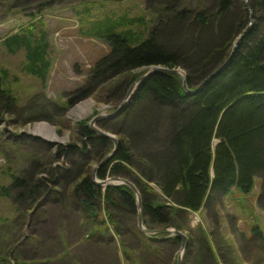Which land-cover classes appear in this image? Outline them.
Wrapping results in <instances>:
<instances>
[{
  "label": "trees",
  "instance_id": "1",
  "mask_svg": "<svg viewBox=\"0 0 264 264\" xmlns=\"http://www.w3.org/2000/svg\"><path fill=\"white\" fill-rule=\"evenodd\" d=\"M237 1L216 0L209 5L206 0H151L149 9L153 18L148 22L149 26L145 16L131 17L115 11L96 18L95 10H104L106 4L97 0L81 2L82 8L78 11L85 35L98 37L110 47L109 52L93 66L92 75L105 79L144 67L182 68L187 74L188 87L195 89L227 60L231 43L248 27L250 11L239 8L242 4ZM18 2L0 0L7 12L15 11ZM48 4L49 0L41 2L42 9ZM249 6L255 18L240 49L201 91L189 94L181 76L158 71L140 85L122 114L100 123L102 128L121 137H118V150L99 168L97 177L106 179L116 174L135 183L143 199L145 227H175L187 232L183 264H195L190 262L191 253L200 240L208 247L210 258L219 264L216 256L219 243L212 244L205 231V238L200 234V240L196 236L193 241L190 215L203 210L209 213L218 205L219 199L235 187L243 193H251L255 177H262L264 181V0H249ZM189 21L195 25H190ZM138 27L143 30H136ZM34 30L27 35H12L5 39V43L13 52L21 47L27 49V70L45 82L51 67L49 43L45 32L41 38H34ZM207 30L212 38L216 35L222 39L219 46L208 40L205 44ZM168 33L182 36V40L189 43L187 49L179 51L176 46L166 47L163 38ZM143 71L135 73L131 83L137 81ZM4 78L0 73V107L3 105L6 109L15 104L16 98L4 86ZM146 101L154 103L160 110L158 115L163 111L168 119L165 125L158 119L163 129L160 134L169 140L164 146L160 144L157 156L151 155L145 145L144 149H139L130 143L131 138L139 134L129 121L131 114L135 118L137 108ZM79 129L82 143L59 144L57 155L52 151L48 160H34L32 169L26 174H12L11 186L4 187L6 195L15 190L16 196L29 197L31 205L39 202L42 196L62 205L69 202L74 212H81L83 228L87 221L100 223L92 220L89 214L93 209L103 208V221L113 226L115 237H120L124 243V235L134 234L140 242L139 248L124 243L123 261L115 252L117 264H146L142 253L159 254L164 241L181 248L179 236L142 232L138 227L137 196L129 186L105 188L96 184L93 170L82 158L87 160L88 157L98 163L109 154L114 142L97 135L88 121H83ZM62 156L71 163L70 168L54 164ZM40 172L47 174L41 176ZM260 198V205L264 207V190ZM89 226L82 240H69L65 233H61L56 235L55 242L61 244L63 250H68L64 248L66 245L72 251L77 240L79 244H85V238H96L94 241L103 240L104 243L115 240L112 234H93ZM56 236L44 238L46 243L33 247L31 258L18 256L13 264H46L33 263L32 259H42L44 254L45 258H52L48 243ZM250 238L264 243L263 227L253 225ZM13 252H9L6 264H10ZM18 258L24 263H19ZM109 262L113 264L112 259ZM200 262L196 264H203ZM100 264L106 263L101 261ZM228 264H237V260L228 257Z\"/></svg>",
  "mask_w": 264,
  "mask_h": 264
},
{
  "label": "rangeland",
  "instance_id": "2",
  "mask_svg": "<svg viewBox=\"0 0 264 264\" xmlns=\"http://www.w3.org/2000/svg\"><path fill=\"white\" fill-rule=\"evenodd\" d=\"M43 1L45 0H19L13 12H7L0 4V73L5 76L4 86L16 98L15 104L10 108L5 109L3 105L0 107V264H6L5 260L13 250L10 264H13L14 258L18 256L31 258L33 247L46 243L44 238L61 233H65L69 240L73 238L82 240L83 233H87L89 225V230L93 231V234L99 236L102 233H104L102 235L107 233L109 236L112 234L115 240L104 243L103 240L94 241L96 238L93 240L85 238V244H79L77 240L72 251H69L68 246H64L68 250H63L61 244L55 242L56 236L48 243L51 247L48 253L52 258H45L44 254L42 259L34 257L33 263L100 264L103 261L110 264L109 260L112 259V263L117 264L115 252L123 261L124 243L139 248L140 242L134 234L135 237L131 234L124 235V243L121 242L120 237H115L113 226L103 221L105 220L103 208L97 210L96 214V221L100 223L87 221L83 228L80 221L81 212H74L75 209L69 205V202L62 205L58 201H51L47 196H42L39 202L31 205L29 197L16 196L15 190L11 195L8 193L6 195L4 190V187L11 186L12 174H26L25 172L32 169L34 160L46 161L51 157L52 151L57 155L59 144L66 146L82 143L79 125L83 121L91 124L96 116H105L95 123L105 130L100 123L110 118L109 115L115 112L126 98L135 82L131 83L132 76L142 70L145 74L151 69L144 67L141 70L124 73L120 77L109 76L105 79L94 77L93 66L109 52L110 47L98 37L85 35L78 10L82 8L81 2L86 0H49L50 4L42 9ZM97 1L104 2L106 8L102 11L97 8L96 18H102L113 11L131 17L145 16L147 23L153 18L149 9L151 0ZM215 1L206 0V3L212 5ZM237 2L239 5L245 4L239 8L245 7L250 11L247 26L253 24L255 17L249 6V0ZM189 23L194 24L191 21ZM33 28L34 38H41L45 32L46 41L49 43L48 56L51 67L45 82L27 70V49L21 47L13 52L5 43L6 38L15 34L27 35ZM136 30L140 31L143 28L138 27ZM245 30L231 43L230 54ZM205 36L211 37L210 30L206 31ZM207 37L204 39L205 44L207 40L211 42L210 44H213V41L215 45L222 43L219 36L215 35L211 39ZM163 40L166 47L176 46L179 51L186 50V46L189 45L182 40V36H174L171 33L166 34ZM182 70L186 73L184 69ZM201 84L192 90H196ZM153 104L146 101L137 108L135 118L131 114L129 121L139 134L131 138L130 143L131 146L139 149H144L145 145L151 155L157 156L160 152V144L164 146L169 140L163 136V133L160 134L163 129L160 127L162 122L158 119L160 118L163 123H168V119L163 111L158 115L160 110ZM42 125L51 127L53 132L49 130L51 132L49 134L41 127ZM105 131L116 136L117 139L121 137L120 134ZM114 147L112 143L109 153ZM82 159L89 163V169L94 172L99 162L96 163L88 157L87 160ZM54 164L71 167L65 156L56 159ZM39 174L46 176L47 172ZM115 176L121 175L115 174ZM263 190L262 177H255V186L251 193H243L235 187L227 195L222 196L218 205L209 210V213L203 210L199 214H191L193 241L196 236L200 240V234L205 238L203 235L205 231L212 244L218 242L220 248L217 247L216 256L219 264H228V257L235 258L237 264H262L264 243L259 239H251L250 233L253 225L264 229V207L260 205ZM78 245L81 246L76 247ZM179 249L180 247L171 242L164 241L159 254L150 255L144 252L142 256L146 264H175ZM207 250L205 242L200 240L193 248L190 262L194 261L196 264L200 260L203 264H216ZM18 260L19 263H24L21 262L23 259L18 258Z\"/></svg>",
  "mask_w": 264,
  "mask_h": 264
},
{
  "label": "water",
  "instance_id": "3",
  "mask_svg": "<svg viewBox=\"0 0 264 264\" xmlns=\"http://www.w3.org/2000/svg\"><path fill=\"white\" fill-rule=\"evenodd\" d=\"M249 28H250V26H248L247 29L244 31V33L240 35V37L238 38V40L236 41V43H235V45L233 47V50H232L230 56L228 57V59L217 70H215V72H213L205 80V82H203L196 90H192V89H190L188 87V85H187V75H186L185 72H183L182 68H172V69H169V68L162 67V66H152L151 69H149L145 74H143L142 76H140L139 79L132 84V86L130 87V90H129L126 98L120 103V105L118 106V108L116 109V111L113 112V113H111L109 115V117L110 118H115L118 115L122 114L124 112V110L131 104L132 99H133L135 93L137 92L138 88L140 87V85L145 80H147L149 77H151L154 73H156L158 71L169 72V73H172V74H176V75L181 76L182 79H183V86L187 90V92L189 94H195V93H197L198 91H200L201 89H203V87L207 83H209L213 77H215L216 75H218L230 63L232 57L239 50V48L241 46V43L244 40V37L248 33ZM104 117L105 116H102V115L96 116L91 121V124L90 125H91L92 129L97 133V135L112 140L114 142V144H115V147H114V149L112 150L111 153H109L108 155H106L98 163V165L95 166V169H94V172H93L94 181L99 186H103L105 188H107L108 186H118V185H127V186H129L132 189V191L137 196V201H138V227L146 235L167 234V235H176V236H179L182 239V244H181V248L179 249V252H178L177 264H183L184 254H185L187 240H188L187 233H185L184 231L179 230V229H177L175 227H169V228H147V227H145V224H144V204H143V199H142V195H141L138 187L135 185V183L132 182L131 180H129L128 178H125V177H122V176H115L114 175V176H109L106 179H99L97 177V172H98L99 168L102 167L104 164H106L109 160H111V158L114 156V154L116 153V151L119 148V141H118L117 137L114 136V135H112L111 133H108L107 131L99 128L95 124L99 120L103 119ZM96 214H97V209H93V211L90 212V214H89L90 217L92 218V220H94V221L97 220V215Z\"/></svg>",
  "mask_w": 264,
  "mask_h": 264
},
{
  "label": "bare ground",
  "instance_id": "4",
  "mask_svg": "<svg viewBox=\"0 0 264 264\" xmlns=\"http://www.w3.org/2000/svg\"><path fill=\"white\" fill-rule=\"evenodd\" d=\"M46 132H48L49 134H51V132H53V130H52V128L51 127H49V126H47V125H42L41 126ZM51 132H50V131Z\"/></svg>",
  "mask_w": 264,
  "mask_h": 264
}]
</instances>
